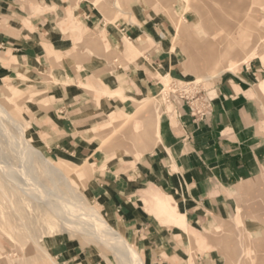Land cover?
I'll return each instance as SVG.
<instances>
[{
	"label": "rangeland",
	"instance_id": "rangeland-1",
	"mask_svg": "<svg viewBox=\"0 0 264 264\" xmlns=\"http://www.w3.org/2000/svg\"><path fill=\"white\" fill-rule=\"evenodd\" d=\"M70 8L71 18L68 13ZM50 13H53L50 34L53 32V36H58L61 45H44L49 65L38 64L39 68L35 70L31 81L18 76L19 71L30 64L14 70V75H0V86L4 88V92L0 89V103L21 122L31 144L66 173L69 172L74 187L86 203L102 213L131 245L133 243L126 227L110 214V206L106 203V194L110 193L107 186L112 178L120 180L128 177V174L119 171L123 163L131 160L139 162L142 156L155 154L162 148L161 142L148 136L145 127L154 120L155 111L161 114L163 122L178 127V115L183 108L192 111L193 107V102L189 104L177 98L180 93H188L190 100L200 97L212 100L218 89L232 83L249 89L252 103L247 109V148L252 175L248 179L235 180L225 187L226 210L221 218L203 225L194 224L203 235L213 237L212 250L202 251L196 242L187 243L185 237L180 238V244L182 250H189L187 264H196L201 257L214 260V264H237L239 254V264H252V256L259 252L253 246L250 247L248 238L252 243L264 238V98L256 95V87L264 79V40L260 43L256 40L257 36L264 39V0H67L66 4L62 2L50 9ZM87 17L90 21L94 19L95 23L105 25L113 37L108 38L105 31L97 33L87 29L84 24ZM149 19L166 27L164 38L167 45L164 44L162 50L171 56V60L165 70L159 69V73L155 72L157 66L148 62L145 55L146 49L153 43L151 36L143 29ZM71 22L82 30H71ZM175 24L181 26L179 36ZM122 32H129V35ZM107 43L111 46H107ZM131 45L137 46L142 54L128 55L125 48ZM57 48L64 52L56 53ZM73 62L81 65L92 63L97 69L103 68L111 75L116 74L119 80L126 78L119 70L130 73L137 64H141L151 79H157L160 84L157 93H144L146 101L150 103L149 108L153 110L150 113L143 107L140 110L142 115L139 121L143 127L137 134L145 140L141 148L132 146L136 141L131 139L130 123L114 128L105 125L114 114L125 115L136 110L137 102L133 97H137L138 91L129 97L130 106L120 111L113 104L115 97L111 98L109 92L84 88L79 82L78 86L90 93L94 100L89 106L96 107L93 111L81 114L74 123L76 137L82 148L86 149L85 153L62 156L44 149V144H51V141L44 143L41 134V131L46 130L48 117L54 113L51 94L60 83L77 89V84L70 80L72 75L69 65ZM171 66L176 68L174 75H170ZM77 70L83 69L78 67ZM159 74L169 76L161 77ZM242 80L248 84L242 83ZM175 91H178L176 95H172ZM124 96L116 97L123 100ZM97 97L101 98L102 105ZM119 143L127 151L120 150ZM81 162L90 166L92 176L85 175ZM68 166L73 169L68 168L67 171ZM112 167L118 172L112 174ZM80 174H83L84 180L79 178ZM249 185H252V190H243ZM170 195L173 196L172 193ZM173 197L180 201L179 196ZM136 205L142 206L154 225L165 229L171 227L150 213L142 201ZM27 210L29 215L26 214L28 211L10 207L0 196V264H53L43 250L50 253L55 264H118L113 254L100 245L90 244L75 231L61 228L51 231L49 222L43 220L41 214L29 208ZM30 224L36 227L37 240L42 248L32 243L25 234V226ZM57 225L58 222H55L53 227ZM242 234L248 237L244 238L247 242L246 245L241 244L243 247H238ZM232 238L235 240L231 241ZM49 241H52L51 245ZM133 247L139 250L137 246ZM235 247L240 250L232 253ZM182 250L178 256L185 259ZM143 260L149 264L145 258ZM186 263L180 259L178 264Z\"/></svg>",
	"mask_w": 264,
	"mask_h": 264
},
{
	"label": "crops",
	"instance_id": "crops-1",
	"mask_svg": "<svg viewBox=\"0 0 264 264\" xmlns=\"http://www.w3.org/2000/svg\"><path fill=\"white\" fill-rule=\"evenodd\" d=\"M66 1L0 0V75H14V70L30 64L28 68L19 71L18 76L31 81L35 70L39 68L38 64L49 65L44 45H61L60 38L53 36V32L50 34L53 29L50 26L53 16L50 9L62 2L66 4ZM68 13L71 18L72 8L68 9ZM84 24L87 29L97 33L105 31L108 38L113 37L112 32H107L105 25L95 23L94 19L90 21L87 17ZM70 29L78 32L82 30L72 22ZM143 29L153 39L145 55L148 62L157 66L155 72L159 73V69L165 70L171 60V56L162 50L163 45L167 43L164 38L166 27L149 19ZM122 33L129 35V32ZM142 37L144 38V35ZM106 45L111 46L110 43ZM55 52L59 54L64 50L57 48ZM125 52L137 56L141 50L131 45L125 48ZM78 67L83 70L78 71ZM69 70L72 75L70 80L77 84V89L63 83L54 88L55 92L50 97L54 113L45 123L46 130L41 131L44 137L42 141H51V144H44V149L62 156H78L79 153H85L86 149L82 148L80 140L76 137L74 123L81 114L93 111L96 107L89 106L94 100L90 93L78 86L79 82L84 88L92 87L109 92L111 98L115 97L113 104L120 111L130 106L129 97L136 95L138 91L137 97H133L137 102L136 110L125 115L114 114L105 125L114 128L130 123L133 134L131 139L141 131V108H145L149 113L153 110L148 106L150 103L145 102L147 99L144 93L155 94L160 89L157 79H151L141 64H137L135 70L132 69L130 73L119 70L126 76L122 80H119L116 74L107 73L103 68H95L92 63L81 65L73 62L69 65ZM169 70L170 75L176 72L174 66L169 67ZM242 83L248 84L243 80ZM248 92L247 87L243 88L238 83L218 89L216 97L212 99L211 115L207 119L196 120L192 111L183 108L178 115V127H173L170 122H163L161 114L155 112L154 120L145 127L148 136L161 142L162 148L155 154L142 156L139 162L131 160L123 163L119 171L128 174V177L120 180L112 178L109 182L107 187L110 193L106 194V203L110 206V214L126 227L129 239L139 248L149 264H178L180 259L186 263L189 250H182L181 237H185L189 244L196 242L202 251L212 250L213 237L203 235L194 224L203 225L214 221L215 218H221L226 210L225 187L235 180L248 179L252 175L247 148V109L252 103ZM123 95L124 99H119ZM256 95L264 98V79L257 85ZM97 98L102 105L101 98ZM139 137L137 134L136 148H141L145 141L143 137ZM141 140L143 141L140 142ZM80 164L85 175L92 176L90 166L86 162ZM110 171L113 174L118 172V169L112 167ZM243 190H252V185L245 186ZM165 192L179 196L180 201L171 196V193ZM139 201H142L157 219L169 223L171 227L165 229L154 225L142 206L136 205ZM245 234L241 235V243L234 245H246L244 238L248 237H245ZM234 240L232 238L231 241ZM248 241L250 247L253 246L256 252H259L252 256V264H264V250H260L264 248V238L256 239L253 243L248 238ZM181 250L185 259L178 256ZM239 250L240 248L235 247L232 253ZM250 251L252 252V249ZM238 260L240 254L237 264ZM196 264H214V260L201 257L197 259Z\"/></svg>",
	"mask_w": 264,
	"mask_h": 264
},
{
	"label": "bare ground",
	"instance_id": "bare-ground-1",
	"mask_svg": "<svg viewBox=\"0 0 264 264\" xmlns=\"http://www.w3.org/2000/svg\"><path fill=\"white\" fill-rule=\"evenodd\" d=\"M175 28L179 36L180 24H175ZM256 40L260 43L264 39L257 36ZM0 89L4 92V88ZM133 140L136 142L132 146H136L137 135ZM117 145L120 150L127 151L122 143ZM66 168L67 171L68 168L73 169L69 166ZM79 178L84 180L83 174H80ZM0 196L10 207L15 206L25 212L29 208L41 214L42 219L49 222L51 231L56 228L75 231L90 244L100 245L113 254L118 264H146L138 250L109 223L105 216L86 203L84 197L74 187V180L69 176V172L66 173L31 144L24 126L2 103H0ZM26 214L29 215V211ZM55 222H58V225L54 228ZM25 230L31 242L42 248L37 240L36 227L33 224L26 225ZM48 243L51 245L52 241ZM43 251L55 264L50 253L47 250Z\"/></svg>",
	"mask_w": 264,
	"mask_h": 264
},
{
	"label": "built area",
	"instance_id": "built-area-1",
	"mask_svg": "<svg viewBox=\"0 0 264 264\" xmlns=\"http://www.w3.org/2000/svg\"><path fill=\"white\" fill-rule=\"evenodd\" d=\"M176 92H178V91H175L171 94L176 95ZM177 98H180L181 100L188 102L189 104H191L190 102H193L191 104L193 106L192 107V113H193V116L195 117L196 120H205L211 115L212 100L204 98V97H200V98H196V99L192 98L190 100L189 95L186 92L180 93L177 96ZM196 102H200V103L195 106L194 104Z\"/></svg>",
	"mask_w": 264,
	"mask_h": 264
}]
</instances>
